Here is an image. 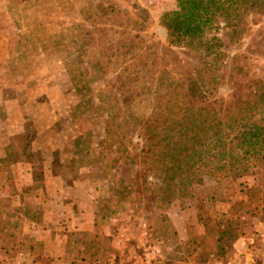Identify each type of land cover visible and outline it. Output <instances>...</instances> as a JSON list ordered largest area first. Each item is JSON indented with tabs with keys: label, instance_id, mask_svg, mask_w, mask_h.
<instances>
[{
	"label": "rangeland",
	"instance_id": "374dc122",
	"mask_svg": "<svg viewBox=\"0 0 264 264\" xmlns=\"http://www.w3.org/2000/svg\"><path fill=\"white\" fill-rule=\"evenodd\" d=\"M136 2L0 0V264H264V170L206 176L182 197L151 176L165 174L144 147L167 126L155 115L166 119L171 98L186 107L182 87L202 59L158 24L175 0ZM219 32L210 103L238 100L236 56L247 97L264 82V15L238 42ZM85 36L87 55L70 60L61 45ZM105 89L135 118L140 146L118 120L107 127L94 97ZM229 222L240 228L226 235Z\"/></svg>",
	"mask_w": 264,
	"mask_h": 264
},
{
	"label": "trees",
	"instance_id": "16d2710c",
	"mask_svg": "<svg viewBox=\"0 0 264 264\" xmlns=\"http://www.w3.org/2000/svg\"><path fill=\"white\" fill-rule=\"evenodd\" d=\"M129 1L133 6L137 4L136 0ZM262 15L264 0H175V9L159 18L158 24L170 44H185L202 59L201 66L194 69L182 87L186 107L182 108L172 98L164 107L160 105L168 114L162 121V115L157 112L155 124L162 122L167 126L150 130L144 145L146 148L153 143L154 160L165 169L164 175L161 172L159 176H151L180 197L190 195L189 189L206 176L221 179L240 169L264 170V82H258L253 93L246 96L244 78L249 66L245 60L237 56L230 60L233 92L238 100L210 103L225 63L219 31H224L230 42H238L247 34L250 20ZM90 39L85 36L61 48L70 60L80 61L90 50ZM94 97L107 109V127L111 121L113 125V120H118L116 129L121 130L126 145L140 146V142L129 137L135 128L131 120L135 118L130 113H121L117 97L108 89L100 90ZM91 105L85 96L81 106L86 109ZM88 164L79 160L77 165ZM261 204L264 205V200ZM234 223V226L227 223L228 230L222 233L228 235L238 230L240 223Z\"/></svg>",
	"mask_w": 264,
	"mask_h": 264
}]
</instances>
